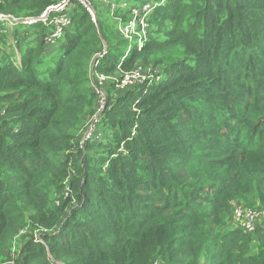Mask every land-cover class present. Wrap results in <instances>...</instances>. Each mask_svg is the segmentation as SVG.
I'll list each match as a JSON object with an SVG mask.
<instances>
[{
  "label": "trees",
  "instance_id": "16d2710c",
  "mask_svg": "<svg viewBox=\"0 0 264 264\" xmlns=\"http://www.w3.org/2000/svg\"><path fill=\"white\" fill-rule=\"evenodd\" d=\"M89 1L55 44L15 27L21 65L0 61V264H264V218L233 225L264 210V0ZM122 2L160 4L141 47ZM139 65L163 77L100 83Z\"/></svg>",
  "mask_w": 264,
  "mask_h": 264
},
{
  "label": "built area",
  "instance_id": "2783aa9c",
  "mask_svg": "<svg viewBox=\"0 0 264 264\" xmlns=\"http://www.w3.org/2000/svg\"><path fill=\"white\" fill-rule=\"evenodd\" d=\"M76 1L85 5L94 16V11L91 8L89 0H60L59 2L48 6L40 15L37 16H18L0 12V61L5 54H10L15 64L21 65L22 56L18 48V40L13 34V30L17 26L31 27L37 24H43L51 30V32L46 36V42L49 44H55L60 38H62L65 28L71 24L69 10L73 7ZM120 5L123 7H130V20L120 24L119 28L121 33L126 39L134 41L139 47L143 46L149 37L151 14L160 4L146 2L145 4L139 6H132L127 2H122ZM116 7V3H111L112 10H115ZM3 35L12 36L14 38L10 41V43H12L11 45L8 40H6L7 45L4 44L1 39ZM106 50L107 47L99 56H103ZM146 70L147 72H145L143 67L139 65L130 71L123 72L120 76L101 75L100 83L102 84L107 81V79H110L118 83L121 87H127L136 83H144L146 81L152 82L153 80H158L163 77L160 73L161 70L159 67L155 68L154 66H150ZM150 71L152 72L148 76L145 75ZM95 117L98 118V116ZM92 133L93 132L91 131L85 133L84 139L90 138ZM262 218H264V210L249 208L239 202L235 204L234 219L240 224L241 229L245 232H254ZM155 264L165 263L156 261Z\"/></svg>",
  "mask_w": 264,
  "mask_h": 264
},
{
  "label": "rangeland",
  "instance_id": "374dc122",
  "mask_svg": "<svg viewBox=\"0 0 264 264\" xmlns=\"http://www.w3.org/2000/svg\"><path fill=\"white\" fill-rule=\"evenodd\" d=\"M95 14H94V18H95ZM14 38L12 37V36H7V40H8V42H9V44L11 45L12 43H10V41H12ZM5 45H7L6 43H4ZM130 46V47H132V46H134L135 45V42L134 41H129V40H127V39H125L124 40V44H123V46H122V48L123 49H125L126 48V46ZM152 71H150L149 73H147V74H145V75H149L150 73H151ZM116 84V86L118 87V88H125V87H121V86H119L118 85V83H115ZM100 92H101V95H102V99H101V108L99 109V110H101V111H98L90 120H89V122H88V124H87V127H86V132L85 133H87V132H94L96 129H94L95 127H94V123L96 122V121H98L99 120V116L101 115V112L104 110V108H105V105H106V99H107V95H106V93L104 92V91H102V90H100ZM95 116H98V118H96ZM96 124V123H95ZM233 225H234V227H236V228H241V226H240V224L237 222V221H235V219H234V217H233Z\"/></svg>",
  "mask_w": 264,
  "mask_h": 264
},
{
  "label": "water",
  "instance_id": "95a60500",
  "mask_svg": "<svg viewBox=\"0 0 264 264\" xmlns=\"http://www.w3.org/2000/svg\"><path fill=\"white\" fill-rule=\"evenodd\" d=\"M91 8H92V7H91ZM95 18H96V16H95ZM97 58H98V57H96V58L93 60V64H94V62L97 60Z\"/></svg>",
  "mask_w": 264,
  "mask_h": 264
},
{
  "label": "crops",
  "instance_id": "0c3cea01",
  "mask_svg": "<svg viewBox=\"0 0 264 264\" xmlns=\"http://www.w3.org/2000/svg\"><path fill=\"white\" fill-rule=\"evenodd\" d=\"M0 1H2V0H0Z\"/></svg>",
  "mask_w": 264,
  "mask_h": 264
}]
</instances>
